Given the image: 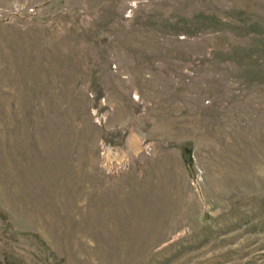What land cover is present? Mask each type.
<instances>
[{"label":"rangeland","instance_id":"1","mask_svg":"<svg viewBox=\"0 0 264 264\" xmlns=\"http://www.w3.org/2000/svg\"><path fill=\"white\" fill-rule=\"evenodd\" d=\"M0 264H264V0H0Z\"/></svg>","mask_w":264,"mask_h":264}]
</instances>
